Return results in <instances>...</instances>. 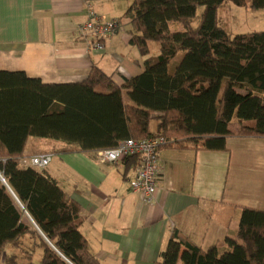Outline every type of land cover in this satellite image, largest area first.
I'll list each match as a JSON object with an SVG mask.
<instances>
[{"label": "trees", "instance_id": "16d2710c", "mask_svg": "<svg viewBox=\"0 0 264 264\" xmlns=\"http://www.w3.org/2000/svg\"><path fill=\"white\" fill-rule=\"evenodd\" d=\"M224 3L264 10V0H133L123 17L144 70L121 85L95 67L63 85L0 71V264H100L80 232V205L44 170L19 165L30 138L69 152L149 137L165 138L167 148L228 152L229 138H264V31L230 37L217 24ZM122 163L135 171L138 159ZM159 257L155 264H264V210L241 208L235 232L207 249L173 230Z\"/></svg>", "mask_w": 264, "mask_h": 264}, {"label": "crops", "instance_id": "0c3cea01", "mask_svg": "<svg viewBox=\"0 0 264 264\" xmlns=\"http://www.w3.org/2000/svg\"><path fill=\"white\" fill-rule=\"evenodd\" d=\"M132 2L0 0V71L63 85L83 81L95 67L121 85L144 70L145 57L129 44L132 29L123 17ZM89 9L121 25L101 41L100 51L77 34ZM250 13L255 25L243 33L264 31V10ZM149 51L158 54L150 45ZM238 130L230 124L232 134ZM227 147L228 152L162 147L160 183L150 204L129 190L134 170L102 164L96 151L69 152L64 143L30 138L23 157L53 156L44 171L80 205V232L100 264H155L173 230L207 249L235 232L241 208L264 210V138L232 137Z\"/></svg>", "mask_w": 264, "mask_h": 264}, {"label": "built area", "instance_id": "2783aa9c", "mask_svg": "<svg viewBox=\"0 0 264 264\" xmlns=\"http://www.w3.org/2000/svg\"><path fill=\"white\" fill-rule=\"evenodd\" d=\"M120 28L118 20H106L89 9L86 20L77 27V34L78 37L91 42L92 50L100 51L103 48L101 41L118 32ZM167 143L163 137L127 139L119 142L115 148L98 151L97 158L102 164H120L125 158L137 157L138 165L134 177L129 181V190L138 195L142 203L150 204L156 197L160 183L159 150ZM52 158L51 154H36L22 157L19 165L40 172L49 166Z\"/></svg>", "mask_w": 264, "mask_h": 264}, {"label": "rangeland", "instance_id": "374dc122", "mask_svg": "<svg viewBox=\"0 0 264 264\" xmlns=\"http://www.w3.org/2000/svg\"><path fill=\"white\" fill-rule=\"evenodd\" d=\"M202 10L203 8H199L197 10L196 17L190 21L191 22L190 24L193 28H195L198 25L201 16L200 13ZM244 10L245 8L235 7L231 3H224L220 7L217 14L218 26L224 29L230 37H234L238 33L249 31L248 27H253L255 25L254 19L251 18L254 17V15H251L250 11H248V14H246ZM150 47L152 48V50H154V48H158V45L152 43L150 44ZM182 55L183 54L181 53L177 55V57L172 61V66L177 64L181 60ZM154 127H155V123H152V129H154ZM55 164L56 161H54V163L51 164L49 169L54 167Z\"/></svg>", "mask_w": 264, "mask_h": 264}, {"label": "water", "instance_id": "95a60500", "mask_svg": "<svg viewBox=\"0 0 264 264\" xmlns=\"http://www.w3.org/2000/svg\"><path fill=\"white\" fill-rule=\"evenodd\" d=\"M1 180H2V182H4L3 179H1Z\"/></svg>", "mask_w": 264, "mask_h": 264}]
</instances>
